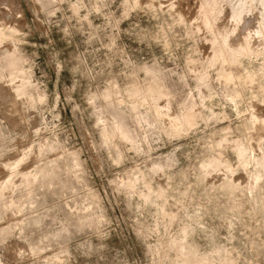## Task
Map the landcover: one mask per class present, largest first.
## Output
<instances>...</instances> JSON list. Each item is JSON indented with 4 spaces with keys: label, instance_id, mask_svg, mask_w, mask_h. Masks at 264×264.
I'll use <instances>...</instances> for the list:
<instances>
[{
    "label": "rangeland",
    "instance_id": "obj_1",
    "mask_svg": "<svg viewBox=\"0 0 264 264\" xmlns=\"http://www.w3.org/2000/svg\"><path fill=\"white\" fill-rule=\"evenodd\" d=\"M200 3L248 55L213 60ZM244 3L0 0V264H264V0L235 24Z\"/></svg>",
    "mask_w": 264,
    "mask_h": 264
},
{
    "label": "bare ground",
    "instance_id": "obj_2",
    "mask_svg": "<svg viewBox=\"0 0 264 264\" xmlns=\"http://www.w3.org/2000/svg\"><path fill=\"white\" fill-rule=\"evenodd\" d=\"M243 1H245L244 4H241L238 8L232 11L231 18L234 20L235 24L242 20V15L245 12L246 5L248 6V4L251 2V0ZM219 17V14L214 10V7L211 3L199 4L197 19L199 20L201 26L203 25V27L209 31V37L213 51L212 56L214 58L213 60L222 57L226 61H229L230 59L233 61V59L237 57L248 55L251 51V47L248 43L249 37L247 35H244L242 37H234V34L236 33L235 26H225L224 24V26L222 25L219 27L216 24L220 19ZM239 35L241 36V34ZM114 131L116 134L122 135V133L116 126L114 128ZM234 149L236 150L238 157L240 159H243L245 150L241 146V144L235 143ZM205 164L206 165L202 166L205 173L215 170L219 165L218 160L216 159L211 160V162Z\"/></svg>",
    "mask_w": 264,
    "mask_h": 264
}]
</instances>
